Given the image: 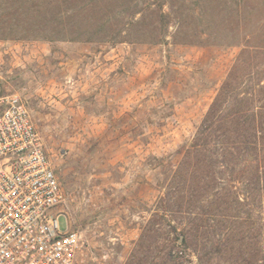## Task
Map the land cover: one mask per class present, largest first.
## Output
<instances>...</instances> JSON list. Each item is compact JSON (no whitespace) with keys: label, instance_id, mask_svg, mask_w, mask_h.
<instances>
[{"label":"rangeland","instance_id":"obj_1","mask_svg":"<svg viewBox=\"0 0 264 264\" xmlns=\"http://www.w3.org/2000/svg\"><path fill=\"white\" fill-rule=\"evenodd\" d=\"M163 1L167 27L150 28L149 11L134 30L165 33L161 43L0 40L2 88L22 97L41 135L67 198L61 226L86 241L81 264H177L161 228L192 216L161 217L177 212L179 151L233 67L264 66V0ZM174 236L179 264H200Z\"/></svg>","mask_w":264,"mask_h":264},{"label":"trees","instance_id":"obj_2","mask_svg":"<svg viewBox=\"0 0 264 264\" xmlns=\"http://www.w3.org/2000/svg\"><path fill=\"white\" fill-rule=\"evenodd\" d=\"M145 1L0 0V40L161 43L165 33L134 31L149 11L150 28L168 25L164 1ZM249 67L244 61L233 67L193 139L179 151L177 212L161 217L177 213L182 222L192 216L181 230L161 228L168 241L163 254L177 264L185 253L173 244L174 235L200 264L216 257L227 264H264V66ZM250 197L253 207L245 210Z\"/></svg>","mask_w":264,"mask_h":264},{"label":"built area","instance_id":"obj_3","mask_svg":"<svg viewBox=\"0 0 264 264\" xmlns=\"http://www.w3.org/2000/svg\"><path fill=\"white\" fill-rule=\"evenodd\" d=\"M22 97L0 78V264H81L86 241Z\"/></svg>","mask_w":264,"mask_h":264}]
</instances>
